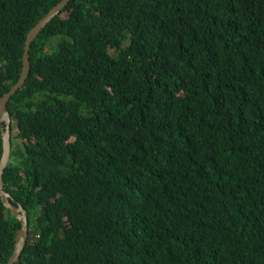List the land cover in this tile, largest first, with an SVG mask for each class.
<instances>
[{"label": "trees", "instance_id": "obj_1", "mask_svg": "<svg viewBox=\"0 0 264 264\" xmlns=\"http://www.w3.org/2000/svg\"><path fill=\"white\" fill-rule=\"evenodd\" d=\"M60 1L0 0V97ZM7 109L16 264H264V0H71Z\"/></svg>", "mask_w": 264, "mask_h": 264}, {"label": "water", "instance_id": "obj_2", "mask_svg": "<svg viewBox=\"0 0 264 264\" xmlns=\"http://www.w3.org/2000/svg\"><path fill=\"white\" fill-rule=\"evenodd\" d=\"M71 0H62L54 8H52L49 13L41 19L28 33L26 38V45L23 56V68L20 78L16 84L3 96L0 97V120L5 123V126L1 128V134L4 140V154L0 163V197L6 208H8L11 214L21 221V230L18 237V242L16 244L15 250L11 255L9 261L6 264H16L20 260L22 252L25 249L26 243L28 241V214L27 211L20 205L10 201L8 199L9 194L5 193L3 188V175L6 168L11 160L12 153V136H11V117L7 109V104L11 97L21 89L30 73V51L32 43L40 34V32L47 26L53 18L61 13V11L69 4Z\"/></svg>", "mask_w": 264, "mask_h": 264}]
</instances>
